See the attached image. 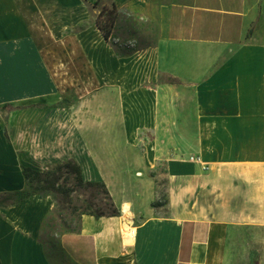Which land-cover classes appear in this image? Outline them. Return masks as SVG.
Returning a JSON list of instances; mask_svg holds the SVG:
<instances>
[{"label": "crops", "instance_id": "crops-1", "mask_svg": "<svg viewBox=\"0 0 264 264\" xmlns=\"http://www.w3.org/2000/svg\"><path fill=\"white\" fill-rule=\"evenodd\" d=\"M96 1L0 0V107L48 104L5 114L0 193L25 187L21 165L73 159L119 216L82 215L49 252L39 239L48 198L2 206L0 264H264V0H111L108 40ZM150 6L154 44L115 51L133 34L127 16ZM70 92L78 119L109 126L126 152L59 155L69 136L50 130L70 112L51 105Z\"/></svg>", "mask_w": 264, "mask_h": 264}, {"label": "rangeland", "instance_id": "rangeland-1", "mask_svg": "<svg viewBox=\"0 0 264 264\" xmlns=\"http://www.w3.org/2000/svg\"><path fill=\"white\" fill-rule=\"evenodd\" d=\"M103 5L106 7L107 10H111V0H101L100 3L95 6L97 12L102 8ZM153 9V6H150L149 8L139 7L137 10L135 9L129 16H127V19L129 21L128 24L131 23L130 26L133 28V34L128 39L119 38L116 41L112 40L115 51L120 54H125L133 49H144L148 45L154 44L157 37V30L154 23ZM106 13L107 11H105L101 18V21L103 23H105L106 20ZM123 18L125 19V17ZM54 99L55 102L51 106L55 107V109H59L60 111L61 109H64V112L69 110L70 119L72 120H70L68 126L62 124V126H55L50 130L54 134V136L60 141L64 135L68 134L69 136V142L67 144L60 142L57 143L58 145L56 144L57 148L55 150L59 153V155H76L79 153L83 154L89 152L94 153V151H96L95 147L98 148L97 151H100L104 157L108 155L111 156V154L115 152H126V149H124L125 145L118 141V138L120 139V136L116 132L115 134L111 133V129L109 126L101 128L102 130H99V128L92 125V119H78L76 115L78 113V99L77 96L73 94V92L61 96L55 95ZM47 105L48 104H46L43 100L12 104L13 107H19L20 109H26L30 106L43 108ZM13 111L15 110L0 109V125H2L5 136L8 138L9 141L12 137L13 126L7 123L8 117L5 114H8ZM72 116H74V118H72ZM27 129V131H29V126L27 127ZM98 141L102 143L99 144ZM113 159L115 160L116 158ZM104 160L106 162L109 161L108 158ZM22 161L24 162V160ZM56 164H59V162L47 164L38 170L45 171L46 169H53ZM87 164H89L88 160ZM160 167H162V165H160ZM152 174V177H155V181L158 182L159 179L160 183H163V176L158 175V165H155L154 169L152 170ZM63 176H65V174H63ZM103 178L105 181H107V183H109L111 180V182H114L116 186H121L122 184L126 185V176L104 175ZM58 182L59 184H64V182L62 181V177ZM71 182L72 181L70 179L66 180L67 184H70ZM36 185L37 183L34 182L30 186L33 188ZM39 186H41V184H39ZM24 189H29L26 184ZM30 190L31 188L29 189V191ZM160 192H162V189H160ZM40 193L41 195L46 196L43 198H48L53 205V209L45 219V222L39 234V239L45 244L47 250H49L50 252L52 247L56 246L57 240L62 233H66L68 230L78 228V212H80L81 205L88 194L80 189H77L72 196V205H70V203L66 202L65 198L59 193H53L49 191H42ZM98 198L101 199L102 196L99 195ZM160 199H162L161 195ZM7 202H1L0 205L7 206L12 201L9 200V203ZM71 206H76V208H78V210H76L74 214L70 212Z\"/></svg>", "mask_w": 264, "mask_h": 264}, {"label": "trees", "instance_id": "trees-1", "mask_svg": "<svg viewBox=\"0 0 264 264\" xmlns=\"http://www.w3.org/2000/svg\"><path fill=\"white\" fill-rule=\"evenodd\" d=\"M98 4V0L93 6ZM106 13L105 23L101 21L103 14ZM116 19V7L112 4L111 10H107L103 5L99 10L96 18V26L98 30L103 35L104 39L108 40ZM1 110H16L19 107H13L9 103H5L0 107ZM7 138V137H6ZM8 140V138H7ZM21 174L25 180V184L29 189H22L15 192L0 193V204L1 202L9 203L12 205L20 200L30 197L31 195H41L42 191H49L53 193L61 194L66 202L72 205V196L77 189L82 190L87 193V197L81 205V210L78 212V222L80 223V218L82 215H89L94 217H114L119 216V209L114 204L105 184L102 181H88L85 180L82 174L81 167L79 164L73 160L69 159L63 163L56 164L53 169H46L45 171H40L28 165H21ZM65 174V176H63ZM62 177L64 184H59V180ZM71 180L70 184L66 183V180ZM34 182L37 183L33 188L30 186ZM41 184V186H39ZM102 196L101 199L98 196ZM7 205V206H8ZM0 207H2L0 205ZM78 208L76 206L70 207V212L75 213ZM79 228V225H78ZM77 229H71L67 232L76 233Z\"/></svg>", "mask_w": 264, "mask_h": 264}, {"label": "built area", "instance_id": "built-area-1", "mask_svg": "<svg viewBox=\"0 0 264 264\" xmlns=\"http://www.w3.org/2000/svg\"><path fill=\"white\" fill-rule=\"evenodd\" d=\"M189 159H190V161H193V162H200V159L197 156L196 157L195 156H190Z\"/></svg>", "mask_w": 264, "mask_h": 264}]
</instances>
